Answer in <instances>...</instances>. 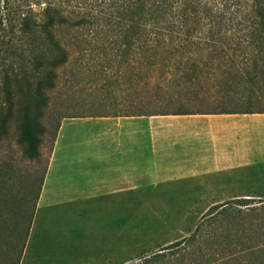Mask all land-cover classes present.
<instances>
[{
  "label": "rangeland",
  "instance_id": "1",
  "mask_svg": "<svg viewBox=\"0 0 264 264\" xmlns=\"http://www.w3.org/2000/svg\"><path fill=\"white\" fill-rule=\"evenodd\" d=\"M98 26L99 31L91 29L92 33H97L88 32L85 41L76 38L72 41L73 46L82 49L73 51L68 62L58 68L52 86L44 88L46 93L39 100V108L31 94L23 101L14 98L8 109L0 87V119L4 118V125L0 126V264H79L82 261L79 254L87 250V246H83L86 234L81 236L82 233L77 232H71L72 242L79 241L70 250L56 247L51 241L44 255L39 247L35 256L30 248L25 250L27 239L23 244L29 214L40 195L41 186L37 196L40 179L43 175L44 180L56 132L64 117L264 108L261 63L258 61L254 66L247 49L239 47L235 52L225 46L222 52H216L209 47L195 46L172 58L159 53L149 59H134L132 69L126 71L128 68H116V38L104 32L105 25ZM232 29L236 31L234 35L242 33L237 28ZM60 34L67 40L65 32ZM211 55L215 56L214 61H210ZM210 62H214L213 66ZM26 89V84L20 86L19 98ZM26 104L40 124L36 130L39 135L37 155L26 152L25 142L19 138V123ZM74 153L70 161L78 158L82 159L80 162L91 161L80 150ZM96 157L93 161L99 160ZM105 161L109 160L105 157ZM65 175L64 171L58 177ZM94 177L81 171L73 178L68 177L71 181L67 194L82 192V184ZM162 179L144 178V182L155 186L149 191L157 193L162 192L163 184L157 181ZM144 182L116 178V194L109 199L115 200L110 210L114 209L119 216L116 218V253L110 255L116 259V264H209L227 250L228 244V249L232 250L233 242H237L239 250L253 243H263L264 211L263 207L257 210L254 207L264 202L261 199L133 201L130 196L134 195L129 194ZM70 199L71 202L54 208L57 213L71 208L65 232L81 230L92 225L86 223L101 220V215L111 212L108 200L83 202L71 195ZM214 204L222 205L206 215ZM82 211L85 214H81ZM198 224L197 234L191 236ZM53 226L55 235L63 229V225L56 226L55 221ZM81 232L87 233V230ZM179 239L182 242L174 244ZM95 247L91 250H100L98 244ZM255 247L252 251H241L238 258L224 264H264V244ZM157 251L162 253L153 255Z\"/></svg>",
  "mask_w": 264,
  "mask_h": 264
},
{
  "label": "crops",
  "instance_id": "2",
  "mask_svg": "<svg viewBox=\"0 0 264 264\" xmlns=\"http://www.w3.org/2000/svg\"><path fill=\"white\" fill-rule=\"evenodd\" d=\"M79 144L81 147L77 148ZM75 150L91 161L80 162L81 158L70 161L76 155ZM96 156L99 160L93 161ZM64 171L66 175L58 177ZM80 171L95 177L82 184V192L69 194L83 202L108 200L109 210L112 200L115 201L109 199L116 194V178L136 182L163 178L157 180L163 184L162 192L149 191L156 187H150L145 181L129 194L134 195L130 196L133 201L264 200V108L89 114L66 116L61 120L25 250L30 248L37 256L43 249L44 255L51 241L56 247L70 250L79 241L72 242L71 232H77L81 236L86 234L83 246H87L86 252L79 254L82 257L79 264H116V259L110 256L116 253L119 216L114 209L108 215H101L103 219L86 223L92 224L81 228L87 233L65 232L71 208L60 213L54 210L72 201L66 191L71 181L68 177L73 178ZM53 221L56 226L63 225L59 234L55 235ZM97 244L101 251L91 250ZM104 257L107 259L103 260Z\"/></svg>",
  "mask_w": 264,
  "mask_h": 264
},
{
  "label": "trees",
  "instance_id": "3",
  "mask_svg": "<svg viewBox=\"0 0 264 264\" xmlns=\"http://www.w3.org/2000/svg\"><path fill=\"white\" fill-rule=\"evenodd\" d=\"M98 25H105L104 32L116 38L118 69L129 71L134 59H149L159 53L172 58L195 46L216 52L227 46L235 52L239 47L249 50L254 66L258 61L261 63L264 80V0H0V87L8 109L14 98L23 101L31 94L39 108V100L46 93L44 88L52 86L58 68L68 62L73 51L82 49L73 46L72 41L75 38L85 41L87 33L93 32L91 29L99 31ZM232 28L242 33L234 35L236 31ZM61 32L66 33L67 40ZM214 57L211 55L210 61ZM213 64L210 62V66ZM23 84L27 89L19 98L17 91ZM39 128L37 117L30 114L26 104L19 123V138L25 142L28 153L38 154ZM42 180L43 175L37 196ZM221 205L214 204L206 215ZM34 207L35 204L28 217L23 244ZM254 207L256 210L263 207L264 211V202ZM200 224L191 236L197 234ZM181 242L179 239L174 244ZM263 244L264 241L253 243L239 250L237 242H233L232 250L228 244L227 250L209 264L228 263L238 258L241 251Z\"/></svg>",
  "mask_w": 264,
  "mask_h": 264
}]
</instances>
